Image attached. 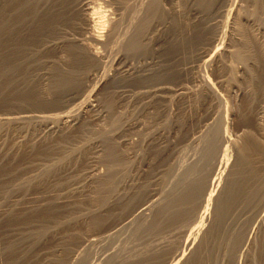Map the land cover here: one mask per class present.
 Masks as SVG:
<instances>
[{"label":"rangeland","instance_id":"1","mask_svg":"<svg viewBox=\"0 0 264 264\" xmlns=\"http://www.w3.org/2000/svg\"><path fill=\"white\" fill-rule=\"evenodd\" d=\"M131 1L82 0L89 20L71 14L47 39L75 40L93 58L67 97L47 89L53 66L72 54L47 46L0 96V264H264V154L239 167L236 147L246 137L264 146V0H211L208 15L194 0H160L153 48L134 56L127 38L155 0ZM175 13L191 39L193 24L202 30L180 51L162 44ZM214 142L217 179L201 209L174 219L176 183L205 166ZM246 177L260 192L215 228V200Z\"/></svg>","mask_w":264,"mask_h":264},{"label":"bare ground","instance_id":"2","mask_svg":"<svg viewBox=\"0 0 264 264\" xmlns=\"http://www.w3.org/2000/svg\"><path fill=\"white\" fill-rule=\"evenodd\" d=\"M79 1H76V0H0V96L4 93L5 90H7V89L9 90V88L11 87V83L15 77H18V76L23 75V74L26 75V73L29 71L30 64H33L35 62H39V60L37 59V57L40 56L39 51H41V47L47 46V47H49L48 49H46L47 52H51L52 50H55L56 48H64V50L66 52H69V54L70 53L72 54L71 56L69 55L67 60L64 62L63 66H61V64L57 63V65H56L54 63L55 66H53V69L51 71L52 72V75L50 77L51 80H50V84L48 85V89H47V93L50 94V93H53V91L56 88H58L62 92L61 98L64 99L65 97H67V90H68L69 86H73V84L76 81H78V79L80 78L79 75L82 74L80 71L81 68L82 69L84 68L87 70L89 67L88 66L89 61L92 60L93 58L91 59V57L89 56V53L85 50L84 45H81L79 42H77L75 40L74 41L68 40V42H64L61 45H54L53 47L52 46L50 47L49 45H47L45 43H49V40L47 41L48 38L59 34L58 33V26L61 25L65 20L67 21V19H69V16L71 14L72 15L73 14H80L83 19H85L87 21L89 20L88 15H87V11H86V9L88 7L87 8L85 7L86 9L84 8V10H83L80 7L82 0L80 2ZM132 1H134V0H132ZM132 1H131V4L133 3ZM135 1H137V0H135ZM159 1L160 0H155L153 3L151 2L149 7L147 8V10L144 9L145 10L144 15H142L143 13L142 14L139 13L140 15H142L141 16L142 18L139 20V22L135 26L136 29L133 28L135 31L133 33H131V35H129L128 33H127V35H125L126 37L128 35L130 36L127 38L128 39L127 45H125L122 42V44H124L126 46V50H125V47L124 48L122 47V48L125 51H127V53L132 54L134 56L136 54H146L145 52H148V50L150 48L149 45H151V36L150 35H152L151 32L149 33V30L151 29V27L153 25V20L155 18L157 20L158 17L160 18L163 14H165V11L163 10V8L161 6L162 3L160 4L161 1L160 2ZM194 1L196 2V5L200 9L202 8L206 12L209 11L211 0H194ZM128 3H129V1H128ZM137 4H138V2H137ZM77 5L79 6V11H77ZM142 5H143V3H142ZM132 6L136 7L134 5H132ZM140 6L141 5H139L138 7H140ZM131 7H128V8L131 11L130 15H133V12H132L133 9ZM122 8H124V7H122ZM125 9H127V7L124 8V11L126 13ZM139 9H141V7ZM128 10H127V12H128ZM141 11H139V12H141ZM83 12H85V13L83 14ZM122 12H123V10H121V13ZM137 12H138V10H137ZM134 13H136V12L134 11ZM122 14H124V12ZM122 14H120V17ZM208 14H209V12L207 13V15ZM128 15H127V17H128ZM173 16H174L173 18L171 16V20H172L171 26L172 27L170 29V34L168 33L167 36L165 35L166 38L164 37V39L162 40V44L165 46L167 45V47H166L167 50L170 49V51H180L181 49H184L186 46H189L192 42L195 43V41L197 39L196 37L197 36L199 37V34L201 33L200 31H202L198 27V25H201V24H198V22L193 24V35H194V37H192V39H191L192 34H190V28H189L190 26H186L185 24L182 26L181 24H178L176 22V18H177L176 13ZM130 17H128L129 20L133 19L135 16L132 17L131 19H130ZM136 17H137V15H136ZM136 17H135V19H137ZM128 18H127V20H128ZM122 20L120 22H122ZM68 23H69V21H68ZM128 23H130V22H128ZM124 24L125 23L123 22V25ZM118 27H117V30H118ZM119 30H120V28H119ZM123 30H124V28H123ZM129 30H128V32H129ZM124 32H126V30H124ZM114 34H113V36H114ZM110 35H109V39H111ZM118 35L120 36V34H118ZM187 36H188V38H187ZM118 37L116 38V40L118 39ZM51 39H53V38H51ZM90 39L93 42H96V43L99 42L98 38H96L95 36H91ZM110 43H111V41H110ZM116 43H118V41ZM119 43L121 44V42H119ZM157 44H159L158 41L154 45H157ZM112 45H113V43H112ZM115 45H113V46H115ZM151 46L153 48V45H151ZM119 47H120V45H119ZM116 49H117L116 47H115V50H113V51H111V49H110L109 52L114 53L115 51H117ZM44 52H46V51H44ZM82 52H84V53H82ZM117 53H118V51L115 54H117ZM120 53H122V52H120ZM123 53H124V51H123ZM46 54H48V53H46ZM206 56H207L206 53H201L199 55V58L204 59V58H206ZM61 63H63V62H61ZM122 66H121V69L126 68V70L129 71L128 65L125 64L123 67ZM151 67H153V65H147L144 69H141V70L138 69L139 71H137V72L143 73V72H145L146 68H151ZM117 68H118V66H117ZM86 72H83V73L85 74ZM21 73H23V74H21ZM24 75H23V77L20 76L22 78L21 80H23ZM115 77H117V76H115ZM153 77H155V76H152V78ZM140 79L142 81H144L147 78L145 79V77H140ZM115 80H118V79H115ZM115 80H113V82H116ZM262 91H264V90H262ZM46 126H50V125L48 124ZM216 145L217 144L215 142L213 144L211 143L209 146V150L207 148L209 153L207 152V150L205 151L208 153L206 156L207 159L205 160L206 163L202 162V159H201V161H198L199 159H196L198 163L201 162L200 164H203V163L205 164V166L203 165L204 166L203 168L200 169L198 167H192V168L186 169L187 172L185 169L182 168L186 172V174H184L183 177L180 176V178L182 177L180 180L177 179V180H179V182L176 183L177 185H175L176 187L174 190L178 191V194L172 199L171 205L169 206V209H168V212L171 214V216L174 219H178L181 222L184 221L188 215L190 216V211L193 209V207L196 206V203L198 204V208H200L199 202L201 204V200L203 199V197H205V192H206L207 186L210 185V184L208 185V183L210 182L209 178L212 177V175H210V174H212L213 171L215 170L214 169L212 171L213 160H215L216 157L218 156V152L214 153ZM236 147H238V153H239V158H238V166L239 167L245 166V167H248L250 169L251 163H252V157H254V155L264 154V146H259L258 142L252 137H246L243 140V142L239 146L237 145ZM109 150L110 151H108V152L113 153L111 149H109ZM194 151H196V150H194ZM204 154H206V153H204ZM194 158H195V156H194ZM254 158H256V157H254ZM188 161L189 160H187V163L186 162L185 163L188 164L190 167V164H189L190 162L188 163ZM203 161H204V158H203ZM116 162H117V160H116ZM182 162H183V160H182ZM191 162H192V160H191ZM224 162H226V161H224ZM111 163H113V162H111ZM113 164L116 165L115 163H113ZM177 165H180V164L177 163ZM175 167H174V169H175ZM180 167H182V165ZM184 167L186 168L185 164H184ZM176 168H178V167H176ZM172 169H173V167H172ZM175 170H177V169H175ZM179 170H180V168H179ZM169 171H171V169ZM211 171H212V173H211ZM177 172H179V171H177ZM217 175L215 173L216 179H217ZM212 179H215V177H212L211 180ZM216 182H214V183H216ZM254 183H256V182H254ZM260 190H259V188L255 189L253 182L251 181L250 177L243 178L239 182L237 180L236 181H230L227 185L226 191L224 192L225 193L224 196L219 195L221 198L218 197L217 200H215V202L218 201L216 209H215V217H216V224L214 223L215 228L216 227L218 228L219 225H222L221 223L224 221V218L226 217L229 210H231V208L235 204L240 203L241 198L244 197V202H248V201L250 202V200H252L253 196L256 195V193L258 194L260 192ZM209 192H211V191H209ZM207 196H208L207 198H209V193ZM207 198H206V200H207ZM194 204H195V206H193ZM214 205H215V203H214ZM146 206H148V205H146ZM194 211L196 213V210H194ZM191 214H192V212H191ZM189 218H191V217H189ZM190 222H191V220H190ZM213 222H214V220H213ZM191 224H193V223L191 222ZM213 231H214V229H213ZM211 232H212V230H211ZM91 238H93V237H91ZM88 241H90V240H88ZM93 241H95V240H93ZM187 245L190 246L189 244H187ZM262 247H264V245H262ZM12 248L13 247L9 245V247L7 249L9 251ZM262 252H264V251H262ZM93 261H97V260L93 259ZM198 261L200 263V261H201L200 256L198 257ZM182 263H185V262H182ZM147 264H149V263H147Z\"/></svg>","mask_w":264,"mask_h":264}]
</instances>
